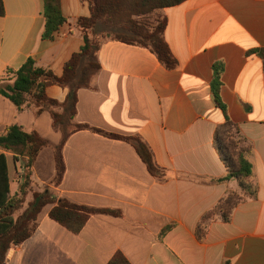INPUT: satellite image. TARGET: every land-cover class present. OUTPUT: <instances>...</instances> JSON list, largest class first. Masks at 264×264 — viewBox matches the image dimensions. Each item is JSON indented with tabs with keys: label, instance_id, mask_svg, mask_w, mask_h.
<instances>
[{
	"label": "crops",
	"instance_id": "obj_1",
	"mask_svg": "<svg viewBox=\"0 0 264 264\" xmlns=\"http://www.w3.org/2000/svg\"><path fill=\"white\" fill-rule=\"evenodd\" d=\"M1 1L0 86L11 84L12 73L27 59L59 76L82 45L75 21L88 16L86 3L59 0L66 23L43 39L42 0ZM161 14L177 67L166 70L145 48L102 42L101 68L90 88L77 92L75 121L139 136L166 171L164 180L151 177L126 142L86 130L71 134L61 148L60 184L49 185L54 164L44 149L33 165V190L117 209L121 217L90 216L72 234L48 217L51 205H46L33 234L7 250L4 264H106L115 252L129 264H264V67L254 52L264 49V0H186ZM215 63L221 66L218 95L225 115L252 147L246 159L257 192L234 208L228 222L215 218L197 239L201 216L227 191L238 190L235 180L217 181L226 170L213 146V132L224 120L210 89ZM45 94L62 102L66 90L52 85ZM35 111L33 106L18 110L0 95V133L17 125L56 144L60 136L48 111ZM0 154L11 197L21 180V161Z\"/></svg>",
	"mask_w": 264,
	"mask_h": 264
},
{
	"label": "trees",
	"instance_id": "obj_2",
	"mask_svg": "<svg viewBox=\"0 0 264 264\" xmlns=\"http://www.w3.org/2000/svg\"><path fill=\"white\" fill-rule=\"evenodd\" d=\"M86 3L88 16L78 17L75 27L81 34L82 45L63 64L59 76L49 69L38 67L27 59L13 74L11 84L0 86V95L16 109L33 106L35 114L48 111L52 128L59 133L56 144L42 138L36 131L26 132L21 126L10 125L0 133V150L12 154L13 160L21 161V180L17 192L9 196L6 159L0 154V264L11 246H18L29 238L37 227V219L46 205H51L48 217L72 234H78L86 221L93 215L121 217V212L111 208H97L70 202L66 198L56 199L50 192H37L32 187V170L39 153L49 149L54 164V174L49 185L57 187L65 170L61 148L67 138L78 131H90L109 139L121 140L129 144L151 177L164 180L166 171L159 167L149 147L139 136H120L105 132L85 123L75 121L77 92L88 89L93 76L100 70L97 53L106 40H113L145 48L151 52L166 70L177 67L163 34L166 18L161 10L176 6L186 0H82ZM3 4L0 0V16ZM44 18L43 39H51L53 33L66 23L61 14L59 0H42ZM102 30L99 31L98 27ZM264 67V49L254 51ZM221 66H212L211 94L216 106L222 111L224 120L213 132V146L226 174L218 182L235 180L237 191L229 190L210 210L205 212L195 229L197 239L205 236L208 224L215 218L226 223L234 208L245 199L256 197L252 165L246 157L252 147L240 136L237 126L225 115V108L219 99ZM58 86L66 90L62 102L49 99L45 94L48 86ZM30 200L23 205L27 197ZM15 215V217H14ZM163 228L159 239L171 228ZM106 264H129L120 252H115ZM222 264H228L224 262Z\"/></svg>",
	"mask_w": 264,
	"mask_h": 264
},
{
	"label": "rangeland",
	"instance_id": "obj_3",
	"mask_svg": "<svg viewBox=\"0 0 264 264\" xmlns=\"http://www.w3.org/2000/svg\"><path fill=\"white\" fill-rule=\"evenodd\" d=\"M98 30H99V31H101V30H102V27H101V26H99V27H98Z\"/></svg>",
	"mask_w": 264,
	"mask_h": 264
}]
</instances>
